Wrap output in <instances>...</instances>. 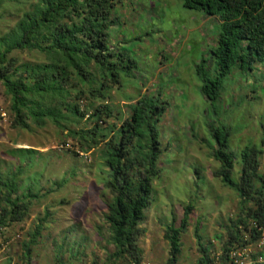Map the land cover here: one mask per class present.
I'll use <instances>...</instances> for the list:
<instances>
[{
    "label": "rangeland",
    "instance_id": "1",
    "mask_svg": "<svg viewBox=\"0 0 264 264\" xmlns=\"http://www.w3.org/2000/svg\"><path fill=\"white\" fill-rule=\"evenodd\" d=\"M37 2H5L0 6V40ZM117 16L122 25L112 31L115 45L123 44L139 63V69L135 80L128 78L123 80V88H113L107 104L122 110L126 119L131 115L130 107L144 98L157 100L160 92V99L167 105L159 125L164 149L159 161L161 174L153 182L152 205L139 226L140 264H167L166 227L174 221L180 226L184 208L189 205L193 211L188 231L181 238L179 264H199L202 255L197 232L209 248L213 264H225L222 256L232 220H238L244 206L238 193L215 178L221 165L213 157L216 144L209 126L228 128L232 153L247 143L259 145L264 138V64L252 72L240 74L235 70L226 79V90L215 107L201 94L196 68L206 60L212 74L217 69L211 54L217 46L219 18L186 9L180 0L127 1ZM16 56L20 63L45 62L35 52ZM9 106L0 84V170H16L23 165L21 191L36 185L35 191L40 189L45 198L34 204L24 222L0 232V264H27L24 244L47 212L50 217L33 248L31 264H128L114 257L105 218L107 203L112 199L105 188L110 174L102 158L105 143L94 147L90 140L74 138L51 123L42 129L33 126L31 131L13 128ZM82 106L88 115L93 114L94 108H88V103ZM87 118L71 128L90 132L95 124ZM108 122L120 126L116 120ZM239 172L236 168V181ZM244 233L245 240L251 241L250 232ZM233 254L241 264L264 263V235L246 248L237 247L231 252L230 262Z\"/></svg>",
    "mask_w": 264,
    "mask_h": 264
},
{
    "label": "trees",
    "instance_id": "2",
    "mask_svg": "<svg viewBox=\"0 0 264 264\" xmlns=\"http://www.w3.org/2000/svg\"><path fill=\"white\" fill-rule=\"evenodd\" d=\"M23 1L27 0H0V6ZM127 1L132 0H38L32 11L0 40V84L10 101L13 128L31 131L33 126L42 129L51 123L69 131L74 138L90 140L94 147L105 143L102 158L110 172L105 188L112 196L105 218L115 248L114 257L128 264H140L139 226L152 205L153 182L161 174L159 161L164 149L159 125L167 113V105L160 99V92L157 100L144 98L130 107L131 115L126 119L122 110L107 104L113 88H123V80L128 78L135 80L139 69V63L123 44L115 45L112 33L122 25L117 13ZM180 1L186 9L219 18L221 22L217 46L211 54L216 71L212 74L206 60L196 68L202 96L216 107L226 90V79L235 70L240 74L252 72L264 64V0ZM25 52L38 53L45 62L20 63L16 53ZM83 102L94 108L93 114L88 115L82 109ZM97 102L101 104L96 106ZM86 116L94 122L93 130L84 133L71 128ZM112 120L120 126L109 124ZM209 131L216 144L213 157L221 165L215 178L238 193L244 206L238 220H232L222 256L225 264H231L232 251L246 248L264 235V172H261L264 138L259 145L247 143L232 153L231 133L226 126H209ZM236 168L240 170L237 181ZM23 171V165L16 170H0V232L24 222L34 204L45 198L40 189L35 191L36 185L21 191ZM250 203L253 208L248 209ZM192 211V205L185 207L180 226L174 221L166 227L167 264L180 262L181 238L188 231ZM49 217L47 212L24 244L27 264L32 262L33 248ZM245 230L250 232L251 241L245 240ZM196 235L202 255L199 264H213L209 248L202 244L198 232Z\"/></svg>",
    "mask_w": 264,
    "mask_h": 264
},
{
    "label": "built area",
    "instance_id": "3",
    "mask_svg": "<svg viewBox=\"0 0 264 264\" xmlns=\"http://www.w3.org/2000/svg\"><path fill=\"white\" fill-rule=\"evenodd\" d=\"M234 257L232 256V262H230L231 264H241L239 261H238V258L236 256V254H233Z\"/></svg>",
    "mask_w": 264,
    "mask_h": 264
}]
</instances>
